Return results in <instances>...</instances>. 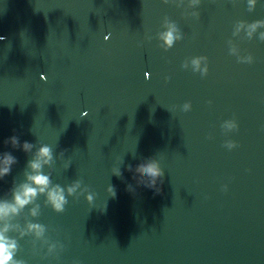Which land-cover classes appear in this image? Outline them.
<instances>
[{"label":"water","instance_id":"1","mask_svg":"<svg viewBox=\"0 0 264 264\" xmlns=\"http://www.w3.org/2000/svg\"><path fill=\"white\" fill-rule=\"evenodd\" d=\"M187 2L0 0V152L18 159L0 196L31 158L4 144L14 134L63 152L54 184L81 179L96 194L93 205L67 197L63 213L38 201L39 222L66 246L60 264H264V42L232 35L236 21L264 20V0L251 12L247 0H201L188 9L199 18ZM165 17L186 33L167 51L156 38ZM230 39L255 62L230 55ZM196 56L206 77L182 67ZM148 157L164 170L159 193L125 170ZM121 158L123 181L111 175ZM20 243L28 264H57Z\"/></svg>","mask_w":264,"mask_h":264},{"label":"clouds","instance_id":"2","mask_svg":"<svg viewBox=\"0 0 264 264\" xmlns=\"http://www.w3.org/2000/svg\"><path fill=\"white\" fill-rule=\"evenodd\" d=\"M164 4L170 3V0H162ZM176 4V7L184 5L185 0H171ZM201 3V0H188L185 15H191L199 18L198 11L188 12V9H195ZM248 11H254L257 5V0H247ZM164 31L157 33V39L160 41L159 47L165 51L172 48L174 43L181 41L186 37V33L182 32L177 24L165 17L162 22ZM264 20H256L247 22L244 20L236 21L232 35L240 37L244 33V38L252 40L256 37L259 41L264 42ZM109 37L105 36V40ZM151 40L152 37H147ZM229 54L237 58L239 63L253 64L255 57L249 53L243 55L239 46L233 41L228 40ZM182 67L189 69L194 73H199L202 77H206L209 72L208 58L206 56H196L185 60ZM41 79L46 77L41 75ZM171 77H166V80ZM211 104V101H209ZM192 108L191 102H185L182 105V111L188 112ZM82 117H87L85 111ZM238 123L235 116L232 119L225 120L221 124V128L225 135L238 130ZM211 138V137H209ZM6 146L13 150H20L31 158L27 160L25 168L22 172L23 180H13L12 186L3 196H0V264H28V261L23 258L22 253L24 248L20 241L25 240L30 245L31 255L38 256L41 260H55L60 264V258L65 251V244L60 239H54L51 233L56 230L50 225L39 222L41 216V202L44 207L51 208L56 213H63L65 206L68 204L67 197H73L78 200L80 196H84L89 205H93L95 193L90 191L88 186L83 185L81 179L72 181L69 185L61 186L54 184L51 180L53 174V166L56 159H63V152L59 157L54 159L53 148L47 144L36 143L35 145L29 141H20L18 135H12L4 140ZM228 150L236 148L238 145L233 140H226L223 145ZM18 163L16 156L10 151L0 152V180L10 175ZM124 158L119 159L118 163L111 168V175L124 180L121 166L124 165ZM70 164H65V170ZM47 168V173L45 169ZM126 171L132 173V179L136 182V186L143 185L145 188L153 189L159 193L161 188L158 186L163 183L164 170L160 165V161L156 157H148L140 163L133 166L128 164ZM126 190L135 192L136 188L132 184L126 185ZM223 190L227 191V185H223ZM110 197L116 196L115 186L109 184L106 189ZM72 264H81L78 259H74Z\"/></svg>","mask_w":264,"mask_h":264}]
</instances>
